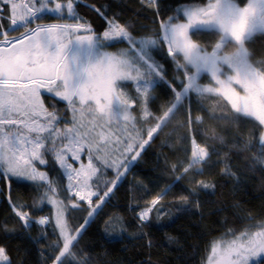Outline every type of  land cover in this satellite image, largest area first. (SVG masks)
<instances>
[{"label":"snow or ice","instance_id":"1","mask_svg":"<svg viewBox=\"0 0 264 264\" xmlns=\"http://www.w3.org/2000/svg\"><path fill=\"white\" fill-rule=\"evenodd\" d=\"M79 2L0 0V176L32 182L43 189L31 206L13 202L10 196L9 202L25 229L35 223L46 237L45 229L51 227L57 237L50 244L52 264H89L88 257H78L73 251L85 225L102 209L131 163L181 109L185 119L177 127H187L188 132L178 137L185 158L171 165L179 172L176 181L189 173L201 175L215 163H223L222 172L233 174L227 156L211 161L213 155H220L216 145L200 142L192 135L193 123H203L200 115L192 116L193 95L198 101L217 99L211 108L214 118L252 125V139L243 142L244 148L258 144L260 151L253 161L264 169V61L252 62L246 47L256 34H264V0H191L166 19H159V0H141L155 12L159 30L139 37L127 24L89 6L107 24L97 33L79 15ZM49 15L55 22H38ZM65 15L72 22L65 21ZM12 31L19 34L10 35ZM201 34L217 37L211 51L197 39ZM123 42L127 48L106 50ZM165 48L164 54L175 66L172 81L165 79V69L154 55ZM204 74L210 77L208 84L200 82ZM129 82L134 92L127 90ZM161 82L168 85L173 98L157 116L151 105L158 99L155 87ZM42 90L66 102L70 120L55 104L51 109L45 105ZM221 104L227 114L221 111L217 117ZM200 107L208 111L203 104ZM61 121H65L64 127L59 126ZM257 130L259 137L253 143ZM205 135L227 146L222 135ZM239 143L237 137L230 151L238 150ZM49 155L51 161L46 158ZM82 156L87 157L86 163ZM77 162L79 167L74 166ZM50 163L62 170L66 186L37 166ZM108 169H115L113 179H104ZM60 174L57 172V177ZM171 187L166 186L145 202L137 213L141 226L153 214L157 220L164 218L163 201ZM196 187L206 190L214 185L198 180ZM195 192L196 188L189 190L190 195ZM174 203L187 206L189 196L181 195ZM43 204L52 205L54 215L34 218L24 210H39ZM76 209L87 211L85 224L71 222V211ZM106 225L125 230L119 216L110 217ZM229 234L230 239L211 246L207 264H251L264 256V221ZM148 243L150 246L151 241ZM0 264H11L3 246Z\"/></svg>","mask_w":264,"mask_h":264},{"label":"trees","instance_id":"2","mask_svg":"<svg viewBox=\"0 0 264 264\" xmlns=\"http://www.w3.org/2000/svg\"><path fill=\"white\" fill-rule=\"evenodd\" d=\"M190 2L191 0H159V19L174 15L178 7ZM89 6L101 8L107 18L115 17L120 23L127 24L134 36L154 35L159 30L158 22H154L155 12L142 5L141 0H80L77 5L79 15L91 23L97 33H102L107 24L105 19ZM63 19L66 21V18ZM68 20L72 22L71 18ZM38 22H55V17L45 16ZM19 31H12L10 35H18ZM197 39L211 51V45L216 42L217 37L201 34ZM246 47L251 53L252 62L264 61V34H256ZM121 48H127V43H115L106 49L116 51ZM231 49L230 45L229 50ZM165 51L166 48L154 55L165 69V79L172 81L176 75L175 66L164 54ZM203 78L204 76L201 80ZM127 90L134 92L130 82ZM155 95L158 99L151 108L158 116L173 96L168 85L163 82L155 87ZM41 97L49 109L55 104L61 115H68L66 102L47 92H43ZM190 103L193 118L196 115L203 118L202 125L193 123L192 135L200 142L206 141L216 145L220 155H213L211 161H220L227 156V163L233 174L222 172L225 167L223 163H215L213 167L205 168L201 175L193 176L189 173L176 181L179 172H174L171 165L185 158L182 141L178 137L188 132L187 127H177L185 119L184 110L181 109L151 141L141 156L131 163L126 175L121 178L102 209L85 225L78 243L73 248L78 257H88L89 264H205L211 246L217 240L230 239V231L238 234L246 227L264 221V169L253 161L260 148L257 144L246 149L243 143L252 139V125L244 126L243 122L233 123L230 119L214 118L211 108L217 104L215 97L198 101L193 95ZM200 104L208 111L202 110ZM221 111L227 114L222 104L216 110L217 117ZM152 124H155V120ZM212 132L222 135L227 146H221L216 139H206L205 134ZM237 137L240 139L239 149L230 151ZM258 137L259 130L256 131L253 143H256ZM46 158L52 160L50 155ZM41 168L48 172L50 177L57 178L67 185V179L58 165L50 163L49 166ZM57 172L61 173L58 177ZM2 177L0 176V246L6 248L11 264H52L50 244L57 237L51 227L45 229L46 237L41 236L42 227L35 223L25 229L13 213L9 202L10 196L13 202L31 206L38 191L42 192L43 189H37L32 182ZM114 177L115 169L106 170L104 179L110 180ZM198 180L214 187L202 190L196 187ZM169 185L172 186L171 192L163 201L166 205L162 213L164 218L157 220L153 214L150 220L141 226L137 213L142 210L146 201ZM191 188H196L195 195L189 194ZM181 195L189 196V205L174 203ZM60 198L63 199V195ZM51 209L49 204H43L39 210L31 207L24 210L38 218L52 215ZM117 216L123 218V232L119 228L114 230L106 225L110 217ZM86 219V210L71 211V222L74 225L85 224ZM251 264H264V256L259 262Z\"/></svg>","mask_w":264,"mask_h":264},{"label":"rangeland","instance_id":"3","mask_svg":"<svg viewBox=\"0 0 264 264\" xmlns=\"http://www.w3.org/2000/svg\"><path fill=\"white\" fill-rule=\"evenodd\" d=\"M182 6V5H181ZM169 16H171V15H169ZM168 17V16H167ZM166 17V18H167ZM64 18H66V21L67 22H71V21H69L68 20V18H70V17H68L67 15H65V17ZM83 34V33H82ZM121 49H124V48H121ZM107 51H109V52H116L115 50L114 51H112V50H108V49H106ZM119 50V49H118ZM183 62V61H182ZM204 76V78H203V80H201L200 82L201 83H203V84H208L209 82H210V77L207 75V74H204L203 75ZM239 90V89H238ZM43 92H46V91H44V90H42L41 91V95H42V93ZM59 99V98H58ZM63 102H65V101H63ZM67 119L68 120H70L71 119V113L70 112H68V115H67ZM64 124H65V121H61V123H60V127H64ZM82 160H83V162H87V157L86 156H82ZM38 166V168H40V170L41 171H43V169L41 168V166L40 165H37ZM74 166H76V167H79V163L77 162V163H75L74 164ZM2 178H5V177H2ZM51 207H52V209H51V211H53V213H52V215H54V211H55V209L53 208V206L52 205H50ZM221 240H225V239H221ZM221 240H217L216 242H218V241H221ZM215 242V243H216ZM211 250V249H210ZM210 253V252H209ZM261 258H263V256L261 257ZM254 263V262H256V260H253V261H251V263ZM205 264H207V261L205 262Z\"/></svg>","mask_w":264,"mask_h":264}]
</instances>
